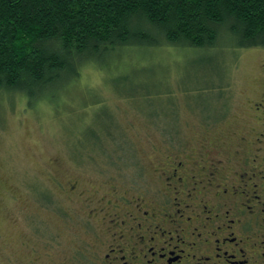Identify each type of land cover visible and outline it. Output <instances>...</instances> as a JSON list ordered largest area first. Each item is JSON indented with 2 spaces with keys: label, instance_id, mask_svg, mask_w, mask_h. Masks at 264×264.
<instances>
[{
  "label": "rangeland",
  "instance_id": "374dc122",
  "mask_svg": "<svg viewBox=\"0 0 264 264\" xmlns=\"http://www.w3.org/2000/svg\"><path fill=\"white\" fill-rule=\"evenodd\" d=\"M119 56L109 69H83L55 108L0 93V264H50V236L62 227L50 192L67 200L73 223L96 186L133 177L154 186L167 154L212 138L207 118L229 125L248 111L264 48L132 47ZM68 183L75 189H59Z\"/></svg>",
  "mask_w": 264,
  "mask_h": 264
},
{
  "label": "flooded vegetation",
  "instance_id": "af4514ba",
  "mask_svg": "<svg viewBox=\"0 0 264 264\" xmlns=\"http://www.w3.org/2000/svg\"><path fill=\"white\" fill-rule=\"evenodd\" d=\"M260 66L248 111L229 125L207 118L212 138L167 154L154 186L101 183L73 223L67 200L50 192L62 224L50 264H264V56Z\"/></svg>",
  "mask_w": 264,
  "mask_h": 264
},
{
  "label": "trees",
  "instance_id": "16d2710c",
  "mask_svg": "<svg viewBox=\"0 0 264 264\" xmlns=\"http://www.w3.org/2000/svg\"><path fill=\"white\" fill-rule=\"evenodd\" d=\"M167 46L264 48V0H0V93L55 108L86 67Z\"/></svg>",
  "mask_w": 264,
  "mask_h": 264
}]
</instances>
